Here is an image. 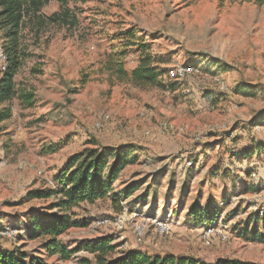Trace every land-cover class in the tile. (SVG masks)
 <instances>
[{
	"label": "rangeland",
	"instance_id": "374dc122",
	"mask_svg": "<svg viewBox=\"0 0 264 264\" xmlns=\"http://www.w3.org/2000/svg\"><path fill=\"white\" fill-rule=\"evenodd\" d=\"M42 2L39 10L27 7L19 31L28 55L15 77L18 95L0 104V112L11 111L0 121L2 244L49 264H75L88 254L62 260L47 254L48 235L31 236L33 215L56 214L77 222L58 236L69 248L107 236L117 245L114 256L132 248L208 264L220 258L264 264V242L250 238L256 216L264 235V3ZM132 30L152 46L163 71L156 84L130 81L139 54L122 36ZM5 32L0 27L2 48ZM183 66L198 73L180 76ZM22 93L32 94L33 106ZM102 145L133 149L136 160L114 183L118 192L138 182L132 195L69 209L53 207L58 196L26 198L32 189L56 187L55 175L73 154ZM195 202L215 210L214 220L194 221ZM123 213L131 221L121 231L115 220ZM169 215L168 233L149 226L136 240V223Z\"/></svg>",
	"mask_w": 264,
	"mask_h": 264
},
{
	"label": "trees",
	"instance_id": "16d2710c",
	"mask_svg": "<svg viewBox=\"0 0 264 264\" xmlns=\"http://www.w3.org/2000/svg\"><path fill=\"white\" fill-rule=\"evenodd\" d=\"M264 3V0H255ZM43 5L42 0H0V27L6 29L4 51L6 53L7 67L1 70L0 76V104L11 101L18 95L15 77L20 71L27 52L20 43L19 31L23 22L24 14L28 6H33L39 10ZM59 15L56 14L55 17ZM54 17V18H55ZM66 22V19H63ZM123 35L122 38L131 42H126L129 47H134V51L139 54L138 64L128 74L130 81L136 86H147L156 84L158 78L162 76L161 71L155 64V55L150 51L152 46L146 42L142 34L135 30ZM109 71L113 72L111 66ZM119 72L124 76L123 69ZM27 105L33 106L32 94H20ZM10 108L5 107L0 112V121L10 117ZM132 148H116L102 145L95 148H86L81 152L73 154L66 161L65 165L55 175L54 188H37L27 193L26 198L42 199L58 196V201L53 207L69 209L81 203H94L97 200L110 197L114 203L120 196H130L138 188L139 183L129 184L125 189L114 192V183L119 179L127 164L136 160L132 154ZM217 214L215 210L203 208L195 202L190 210V216L198 223L214 220ZM259 218L256 216L255 227L250 234L252 240L264 242V235L257 229ZM264 225V217H263ZM32 234L37 237L40 234L48 235L49 239L45 244V249L49 255H58L62 260H70L76 253L85 251L88 255L79 256L75 264H208L203 261L178 256L174 254H149L142 250H128L119 256H114L117 245L112 238L103 237L97 240L87 241L78 244L74 248H69L58 236L67 229L77 224L71 222L67 215L58 216L47 214L46 216L31 217ZM251 223V222H250ZM249 223V224H250ZM249 224L246 226L245 236H248ZM3 238L0 236V264H49L44 258L21 251L19 248H6L2 244ZM216 264H246L236 259L217 260Z\"/></svg>",
	"mask_w": 264,
	"mask_h": 264
},
{
	"label": "built area",
	"instance_id": "2783aa9c",
	"mask_svg": "<svg viewBox=\"0 0 264 264\" xmlns=\"http://www.w3.org/2000/svg\"><path fill=\"white\" fill-rule=\"evenodd\" d=\"M6 59H7L6 53H5L4 49L2 47H0L1 70H5L7 67ZM174 72H175V70H170V74H174ZM177 72L180 76H185L186 74L198 73V70L194 66H189V67L183 66V67H179ZM107 118H108L107 115L103 116V119L96 123L97 127H100V128L103 127L104 120H107ZM187 165H191V162L188 161ZM262 192L264 193V185L262 188ZM130 221H131V215H128L127 213H123L116 218L115 226L117 229L123 231L127 227V224ZM172 221L173 220L171 218V215H169L168 217H165V218L154 217V218L147 221V223H149V224H145L143 222L136 223L133 226V230H134V233L136 236V240L138 242L143 240V237L146 233V228H148L149 226H154L155 231L159 235H164V234L168 233V231L171 228ZM214 231H215V229H211V228L210 229H204L202 237H203L205 244H209L211 235H212V233H214ZM8 232H10V231H7L5 233L10 235L11 232L10 233H8Z\"/></svg>",
	"mask_w": 264,
	"mask_h": 264
},
{
	"label": "crops",
	"instance_id": "0c3cea01",
	"mask_svg": "<svg viewBox=\"0 0 264 264\" xmlns=\"http://www.w3.org/2000/svg\"><path fill=\"white\" fill-rule=\"evenodd\" d=\"M132 249V248H131Z\"/></svg>",
	"mask_w": 264,
	"mask_h": 264
}]
</instances>
